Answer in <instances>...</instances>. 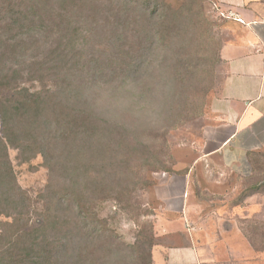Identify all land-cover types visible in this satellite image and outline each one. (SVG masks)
<instances>
[{"label":"rangeland","instance_id":"1","mask_svg":"<svg viewBox=\"0 0 264 264\" xmlns=\"http://www.w3.org/2000/svg\"><path fill=\"white\" fill-rule=\"evenodd\" d=\"M72 1L76 4L71 5ZM148 1L152 3V0H50L46 10L65 16L63 9H67L66 25L78 31L81 52L79 66L72 73L78 76L88 97L95 100L97 111L132 132L126 144L139 148L144 144L161 162L157 165L152 160V166L147 167L134 160L129 169L135 170L126 173L136 185L120 200L97 197L87 205L92 229L101 227L104 233L119 236L128 245L135 244L141 231H152L159 243L155 222L156 216L165 212L162 196L169 192L170 185L176 194L182 191L181 175L191 168L221 167L220 163H195L203 154L199 144L204 128L212 123L210 104L218 96L226 76L219 50L230 38L227 28L233 17L218 0H204L200 28L196 18L174 13L184 8L186 0H159L170 6L169 22L175 30V36L161 43L154 31L162 20L152 18ZM55 13L47 14L45 26L31 40L36 49L26 60L24 74V82L31 89L40 87L29 73L32 56L45 60L49 50L66 42L65 34L57 27L51 29ZM209 28L211 31L204 33ZM178 61L180 65L173 69ZM17 156L18 151L11 149L10 159L18 181L37 199L49 181L43 158L39 155L22 163ZM254 161L250 177L238 178L234 184L227 180L222 188L207 185L209 190L201 189L195 181L194 193L203 201L205 208L200 215L203 220L222 210L220 205L224 201L237 205L252 201L251 213L240 216L237 225L255 251V259L264 264V186L253 190L264 181V153ZM118 171L124 174L125 169ZM175 205L179 206L180 200ZM6 221L0 219V231ZM111 252H106L110 264L122 259L115 246Z\"/></svg>","mask_w":264,"mask_h":264},{"label":"trees","instance_id":"2","mask_svg":"<svg viewBox=\"0 0 264 264\" xmlns=\"http://www.w3.org/2000/svg\"><path fill=\"white\" fill-rule=\"evenodd\" d=\"M49 1L0 0V219H8L0 231V264H110L106 252L111 254L113 246L122 256L114 264H152L157 245L152 231H141L135 244L128 245L101 227L92 229L87 205L97 197L120 200L136 185L126 173L135 170L129 169L134 160L147 167L152 160L161 162L144 144H126L132 132L97 111L95 100L72 73L81 60L78 31L66 25V8L65 16L47 13ZM203 2L186 0L174 13L196 18L201 28ZM147 3L152 18L162 20L154 36L164 43L175 36L171 8L165 1ZM54 13L51 29L57 27L66 42L49 50L45 60L32 56L29 73L40 87L31 89L24 82L26 60L36 49L31 40L45 26L47 14ZM222 47L219 59L224 63ZM11 149L18 151L22 163L43 158L49 181L37 199L20 185ZM259 155L250 153V158L254 161ZM262 186L264 181L253 190Z\"/></svg>","mask_w":264,"mask_h":264},{"label":"crops","instance_id":"3","mask_svg":"<svg viewBox=\"0 0 264 264\" xmlns=\"http://www.w3.org/2000/svg\"><path fill=\"white\" fill-rule=\"evenodd\" d=\"M218 2L233 17L227 28L230 38L221 49L226 76L210 104L212 123L204 128L199 144L203 154L195 164L221 167L189 169L181 175L179 194L169 186L162 196L165 212L156 216L159 243L152 252L153 264H262L237 225L240 216L251 213L252 201L240 205L224 201L222 210L203 220L205 207L194 193L195 181L209 190L207 185L222 188L227 180L234 184L250 177L254 169L250 153H264V2Z\"/></svg>","mask_w":264,"mask_h":264}]
</instances>
